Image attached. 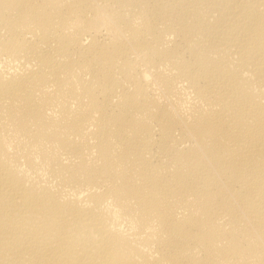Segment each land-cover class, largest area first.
<instances>
[{"label": "bare ground", "instance_id": "6f19581e", "mask_svg": "<svg viewBox=\"0 0 264 264\" xmlns=\"http://www.w3.org/2000/svg\"><path fill=\"white\" fill-rule=\"evenodd\" d=\"M0 264H264V0H0Z\"/></svg>", "mask_w": 264, "mask_h": 264}]
</instances>
